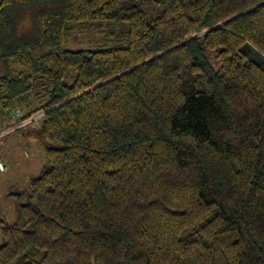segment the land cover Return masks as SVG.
<instances>
[{
	"label": "trees",
	"instance_id": "16d2710c",
	"mask_svg": "<svg viewBox=\"0 0 264 264\" xmlns=\"http://www.w3.org/2000/svg\"><path fill=\"white\" fill-rule=\"evenodd\" d=\"M0 66L46 144L0 264H264V0H0Z\"/></svg>",
	"mask_w": 264,
	"mask_h": 264
},
{
	"label": "rangeland",
	"instance_id": "374dc122",
	"mask_svg": "<svg viewBox=\"0 0 264 264\" xmlns=\"http://www.w3.org/2000/svg\"><path fill=\"white\" fill-rule=\"evenodd\" d=\"M91 34L84 31H73L66 40L65 47L71 51L92 48ZM197 37L194 35L192 38ZM3 72L0 66V73ZM75 73L70 72L66 84L74 81ZM14 120L12 128L0 134V160L8 165L5 173H0V217L9 224L16 221V208L19 199L29 192V187L46 165V144L40 133V123L18 127ZM15 125V126H14ZM18 127V128H17ZM4 243L0 235V245Z\"/></svg>",
	"mask_w": 264,
	"mask_h": 264
},
{
	"label": "built area",
	"instance_id": "2783aa9c",
	"mask_svg": "<svg viewBox=\"0 0 264 264\" xmlns=\"http://www.w3.org/2000/svg\"><path fill=\"white\" fill-rule=\"evenodd\" d=\"M44 114H45L44 112H41V113H39V114L33 116V118H31L30 120H28V121L26 122V124L29 123V122H31V121H36V120L42 118V117L44 116ZM24 124H25V123H24ZM24 124H23V125H24ZM21 126H22V125H20V126H18V127H21ZM18 127H17V128H18ZM5 169H6V166L0 161V171L3 172Z\"/></svg>",
	"mask_w": 264,
	"mask_h": 264
},
{
	"label": "water",
	"instance_id": "95a60500",
	"mask_svg": "<svg viewBox=\"0 0 264 264\" xmlns=\"http://www.w3.org/2000/svg\"><path fill=\"white\" fill-rule=\"evenodd\" d=\"M59 107V106H58ZM57 108V107H56Z\"/></svg>",
	"mask_w": 264,
	"mask_h": 264
}]
</instances>
